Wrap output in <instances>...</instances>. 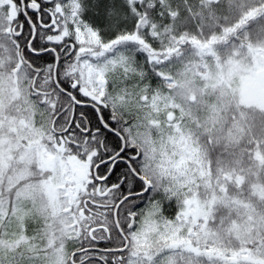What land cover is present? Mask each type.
<instances>
[{"label":"snow or ice","instance_id":"obj_1","mask_svg":"<svg viewBox=\"0 0 264 264\" xmlns=\"http://www.w3.org/2000/svg\"><path fill=\"white\" fill-rule=\"evenodd\" d=\"M0 264H264V0H0Z\"/></svg>","mask_w":264,"mask_h":264}]
</instances>
